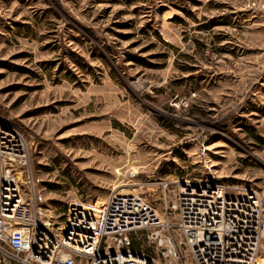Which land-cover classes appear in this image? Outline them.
I'll list each match as a JSON object with an SVG mask.
<instances>
[{
  "label": "rangeland",
  "instance_id": "374dc122",
  "mask_svg": "<svg viewBox=\"0 0 264 264\" xmlns=\"http://www.w3.org/2000/svg\"><path fill=\"white\" fill-rule=\"evenodd\" d=\"M4 5L0 118L57 226L113 193L171 211L208 180L259 194L264 264V0Z\"/></svg>",
  "mask_w": 264,
  "mask_h": 264
},
{
  "label": "built area",
  "instance_id": "2783aa9c",
  "mask_svg": "<svg viewBox=\"0 0 264 264\" xmlns=\"http://www.w3.org/2000/svg\"><path fill=\"white\" fill-rule=\"evenodd\" d=\"M32 175L26 135L0 118V264H262L255 191L188 182L164 213L141 194L113 193L99 204L72 202L60 228L38 203Z\"/></svg>",
  "mask_w": 264,
  "mask_h": 264
},
{
  "label": "bare ground",
  "instance_id": "6f19581e",
  "mask_svg": "<svg viewBox=\"0 0 264 264\" xmlns=\"http://www.w3.org/2000/svg\"><path fill=\"white\" fill-rule=\"evenodd\" d=\"M121 194H122V193H121ZM189 196H192V195L190 194ZM196 196H199V194L196 195ZM192 199H193V198H192ZM196 200H198L197 197H195L193 200H190V205H191V204L193 205V201L196 202ZM196 204L199 205V202L196 203ZM251 217H252V219L255 217V211H252V212H251ZM62 226H63V225H62ZM62 226H61L60 228H62ZM222 231H223V233H226V232H227V229H226V228H222ZM224 244H227V243H224Z\"/></svg>",
  "mask_w": 264,
  "mask_h": 264
},
{
  "label": "crops",
  "instance_id": "0c3cea01",
  "mask_svg": "<svg viewBox=\"0 0 264 264\" xmlns=\"http://www.w3.org/2000/svg\"><path fill=\"white\" fill-rule=\"evenodd\" d=\"M6 1H7V0H0V3L3 4V6H5L4 3H5ZM26 1H28V0H26ZM0 14H1V9H0ZM3 31H5V30L3 29L2 24H1V22H0V34H4Z\"/></svg>",
  "mask_w": 264,
  "mask_h": 264
},
{
  "label": "trees",
  "instance_id": "16d2710c",
  "mask_svg": "<svg viewBox=\"0 0 264 264\" xmlns=\"http://www.w3.org/2000/svg\"><path fill=\"white\" fill-rule=\"evenodd\" d=\"M136 244V243H135Z\"/></svg>",
  "mask_w": 264,
  "mask_h": 264
}]
</instances>
